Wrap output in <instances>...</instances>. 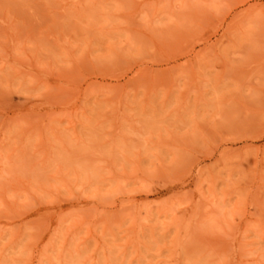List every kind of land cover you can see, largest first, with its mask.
Returning <instances> with one entry per match:
<instances>
[{"label": "rangeland", "instance_id": "rangeland-1", "mask_svg": "<svg viewBox=\"0 0 264 264\" xmlns=\"http://www.w3.org/2000/svg\"><path fill=\"white\" fill-rule=\"evenodd\" d=\"M0 264H264V0H0Z\"/></svg>", "mask_w": 264, "mask_h": 264}]
</instances>
